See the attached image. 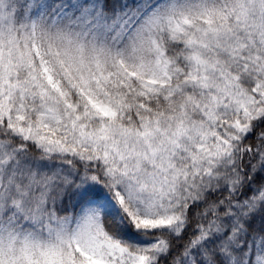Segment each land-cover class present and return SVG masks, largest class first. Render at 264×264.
I'll list each match as a JSON object with an SVG mask.
<instances>
[{"label": "snow or ice", "instance_id": "6c2138e0", "mask_svg": "<svg viewBox=\"0 0 264 264\" xmlns=\"http://www.w3.org/2000/svg\"><path fill=\"white\" fill-rule=\"evenodd\" d=\"M0 0V264H264V0H173L130 59Z\"/></svg>", "mask_w": 264, "mask_h": 264}, {"label": "rangeland", "instance_id": "374dc122", "mask_svg": "<svg viewBox=\"0 0 264 264\" xmlns=\"http://www.w3.org/2000/svg\"><path fill=\"white\" fill-rule=\"evenodd\" d=\"M173 0H155L149 4L127 28L122 38L111 39L107 31H100L93 27V15L97 12L99 0H68L55 9L50 20L49 0H32L31 14L28 25L35 23L47 31L66 32L81 42L100 48L106 53L121 58L130 59L137 44V38L147 20L152 16L164 12Z\"/></svg>", "mask_w": 264, "mask_h": 264}, {"label": "trees", "instance_id": "16d2710c", "mask_svg": "<svg viewBox=\"0 0 264 264\" xmlns=\"http://www.w3.org/2000/svg\"><path fill=\"white\" fill-rule=\"evenodd\" d=\"M31 1L23 0L24 7L18 9L16 22L28 24L31 14ZM155 0H99L97 12L93 15V27L100 31H107L111 39L123 37L127 28L134 22L141 12ZM68 0H49L47 21L50 20L55 9L65 5Z\"/></svg>", "mask_w": 264, "mask_h": 264}, {"label": "clouds", "instance_id": "9594fccd", "mask_svg": "<svg viewBox=\"0 0 264 264\" xmlns=\"http://www.w3.org/2000/svg\"><path fill=\"white\" fill-rule=\"evenodd\" d=\"M74 40H76V41H79V42H81L80 40H78V39H76V38H74ZM81 43H83V42H81ZM87 48H89V49H96V50H101L100 48H98V47H96V46H93L91 43H88V44H85V43H83ZM105 52V51H104Z\"/></svg>", "mask_w": 264, "mask_h": 264}]
</instances>
